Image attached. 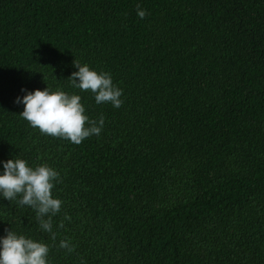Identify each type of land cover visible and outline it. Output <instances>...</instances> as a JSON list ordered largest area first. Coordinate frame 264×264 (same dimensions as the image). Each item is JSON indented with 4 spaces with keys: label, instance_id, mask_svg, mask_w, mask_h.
<instances>
[{
    "label": "trees",
    "instance_id": "obj_1",
    "mask_svg": "<svg viewBox=\"0 0 264 264\" xmlns=\"http://www.w3.org/2000/svg\"><path fill=\"white\" fill-rule=\"evenodd\" d=\"M0 264H264V0H0Z\"/></svg>",
    "mask_w": 264,
    "mask_h": 264
}]
</instances>
